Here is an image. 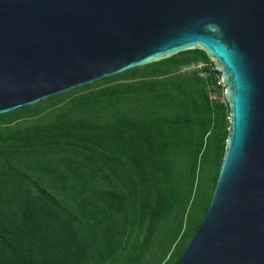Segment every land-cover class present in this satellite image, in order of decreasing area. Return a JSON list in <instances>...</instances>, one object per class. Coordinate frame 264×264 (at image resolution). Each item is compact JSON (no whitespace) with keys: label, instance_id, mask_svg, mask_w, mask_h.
Segmentation results:
<instances>
[{"label":"water","instance_id":"obj_1","mask_svg":"<svg viewBox=\"0 0 264 264\" xmlns=\"http://www.w3.org/2000/svg\"><path fill=\"white\" fill-rule=\"evenodd\" d=\"M195 49L220 73L229 125L175 264H264V0H0V116Z\"/></svg>","mask_w":264,"mask_h":264},{"label":"rangeland","instance_id":"obj_2","mask_svg":"<svg viewBox=\"0 0 264 264\" xmlns=\"http://www.w3.org/2000/svg\"><path fill=\"white\" fill-rule=\"evenodd\" d=\"M196 51H184L0 116V175L8 165L23 171L26 153L31 158L41 151L47 157L69 155L68 181L34 178L37 184L48 190L55 183L61 200L68 201L71 186L82 185L86 191L76 201L104 199L108 208L118 210L121 205L127 210L130 205V212L135 206L126 228L118 231L115 224L108 230L113 239L102 264H175L206 214L225 149L229 109L221 100L209 99L213 94L221 98L222 91L215 93L204 80V69L210 72L214 67ZM177 119L183 121V128L169 130ZM155 139L180 146L164 150L141 145ZM91 155L95 157L88 163L84 158ZM163 155L172 158L167 178L156 165ZM94 172L93 180L80 178ZM92 188L95 193L90 196ZM140 189L146 199H141ZM179 205L183 210L177 211ZM111 215L122 221L120 214Z\"/></svg>","mask_w":264,"mask_h":264},{"label":"trees","instance_id":"obj_3","mask_svg":"<svg viewBox=\"0 0 264 264\" xmlns=\"http://www.w3.org/2000/svg\"><path fill=\"white\" fill-rule=\"evenodd\" d=\"M196 52L200 58L207 60L202 51ZM204 70V73L209 72L208 69ZM214 72L215 74L210 71L209 76L204 80L211 83L214 92L218 93L220 90L215 89L214 84L216 75L220 73ZM209 99L212 101L210 96ZM224 103L227 105L226 102ZM217 106L222 109V105ZM182 128L181 119L175 120L168 127L175 132ZM141 145H152L164 150L180 146L177 142L168 143L161 140L158 142L157 139L153 142L146 140ZM101 146L106 147V143ZM53 147L59 149L61 145H53ZM36 153L39 156L32 158L31 154L26 153L23 171L8 165L7 170L0 175V264H102L105 261L104 253L108 243L113 239L112 235H108V230L115 224V229L118 231L126 228L129 216L135 215V206L131 207L132 212H130L128 208L130 205L127 206V210H124L126 206L121 205L118 210H114L113 206L108 208L104 199L103 202L96 199V202L89 199L76 201L86 191L85 186L82 185L78 189L75 186L70 187L68 201L58 199L55 183L46 190L40 187L34 178L43 181L56 179L68 181L72 158L57 153L47 157L43 151ZM94 157L91 155L90 158L84 159L89 163ZM155 159L154 157L153 160ZM5 161H9L7 156ZM156 165L161 174L167 178L166 174L172 165V158L163 155L157 158ZM95 173L80 178L93 180ZM29 183L35 188V192L28 185ZM170 190L171 188L168 191L160 190L159 195L163 196V193H169ZM94 193L93 189L90 196ZM126 193L134 194V192L122 194L126 195ZM139 194L142 196L141 199H146L144 189H140ZM179 206L177 211L183 210V206ZM160 212L162 214L164 210L161 209ZM111 214L116 216L120 214L122 221L118 223Z\"/></svg>","mask_w":264,"mask_h":264},{"label":"built area","instance_id":"obj_4","mask_svg":"<svg viewBox=\"0 0 264 264\" xmlns=\"http://www.w3.org/2000/svg\"><path fill=\"white\" fill-rule=\"evenodd\" d=\"M214 71H216L214 68L211 69V72H212L213 74H215ZM209 74H210L209 72H205V78L208 77ZM224 87H225V86H224V84L222 83V80H221L220 75H216L214 88L217 89V90L222 91V97L219 98V97H217V94H213V95L210 96V98H211L212 100L216 99V100H221L222 102H225V99H224Z\"/></svg>","mask_w":264,"mask_h":264}]
</instances>
